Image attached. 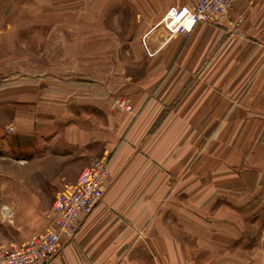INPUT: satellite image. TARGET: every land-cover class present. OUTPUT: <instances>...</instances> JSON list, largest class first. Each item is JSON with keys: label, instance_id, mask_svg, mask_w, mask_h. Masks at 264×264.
Here are the masks:
<instances>
[{"label": "crops", "instance_id": "crops-1", "mask_svg": "<svg viewBox=\"0 0 264 264\" xmlns=\"http://www.w3.org/2000/svg\"><path fill=\"white\" fill-rule=\"evenodd\" d=\"M194 1L0 0V58L23 35L36 40L28 28L48 24L42 11H74L77 41L87 25L139 27L141 60L118 94L48 71L0 79V141L17 155L0 157V247L46 231L56 195L103 159L102 201L48 264L263 263L264 0H235L167 40L165 11ZM70 14H56L60 24ZM121 96L130 110L113 102Z\"/></svg>", "mask_w": 264, "mask_h": 264}, {"label": "rangeland", "instance_id": "rangeland-1", "mask_svg": "<svg viewBox=\"0 0 264 264\" xmlns=\"http://www.w3.org/2000/svg\"><path fill=\"white\" fill-rule=\"evenodd\" d=\"M72 12L74 11H54V13L52 11H42L41 13H44L43 17L48 20V24L46 26L29 27L28 33L37 32L36 40H31L29 35H23L21 42L16 43L18 46L7 51L5 58H0V66L3 67L4 65L6 68V73L0 74V79L21 75L14 72L33 71L35 73L37 71H48L53 74L54 80L60 82L66 77H85L100 81L110 93L124 92L125 83L127 82L126 75H132L130 73L132 65L141 67V60L137 62L134 57L137 55L138 47L131 42L138 39L139 27L121 24L87 25L85 40L77 41L76 35L82 33V31L77 25L76 17L71 16L76 12ZM63 13H71L70 17L66 18L71 22V25L60 24ZM56 14H61V16L59 17ZM105 21L109 22L108 19ZM81 54L86 56L80 58ZM83 70H85L84 73ZM120 98H123V96L114 98L113 102ZM25 112H29V108H25ZM16 156L10 139H6L5 143L0 141V157L12 161ZM39 198H41L39 200V210H42L39 215H44L46 213H44V209H47L48 203L42 199L40 194ZM247 209L246 211H249V208ZM15 223L16 225H12L10 231L16 233L17 236L18 232L24 231L26 223L22 217L16 220ZM259 229L261 232L264 230L263 217L259 218ZM4 230L7 231L5 228ZM261 232L258 233V239L260 237L264 238V234ZM262 264H264V261Z\"/></svg>", "mask_w": 264, "mask_h": 264}, {"label": "built area", "instance_id": "built-area-1", "mask_svg": "<svg viewBox=\"0 0 264 264\" xmlns=\"http://www.w3.org/2000/svg\"><path fill=\"white\" fill-rule=\"evenodd\" d=\"M234 1L195 0L191 7H169L157 26L166 32L167 40L187 35L200 22L215 23L232 8ZM116 104L124 110L131 108L125 98H120ZM107 172V161L103 159L84 168L75 185L56 195L50 227L23 243L1 246L0 264H48L62 249V238L71 241L82 221L102 201Z\"/></svg>", "mask_w": 264, "mask_h": 264}]
</instances>
